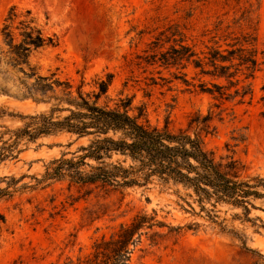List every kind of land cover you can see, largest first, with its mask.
<instances>
[{
    "label": "rangeland",
    "instance_id": "374dc122",
    "mask_svg": "<svg viewBox=\"0 0 264 264\" xmlns=\"http://www.w3.org/2000/svg\"><path fill=\"white\" fill-rule=\"evenodd\" d=\"M17 14L31 12L44 37L55 46L34 52L30 65L40 76L54 74L75 92H97L96 83L112 76L99 105L120 106L130 100L129 114L145 111L152 127L167 124L171 132L186 130L196 115H212L213 132L202 134L204 149L216 162L232 156L242 168V178H264V0H0V28L11 8ZM178 25L186 43L197 51L232 44L241 36L255 39L263 64L251 84L253 96L243 105L221 104L196 88L178 82L163 85L155 72L142 74L134 67L140 54L159 32ZM0 39V49H1ZM0 64V91L16 94L18 78ZM157 86H150L149 79ZM162 77L169 79L167 73ZM196 84V82H194ZM218 106V107H215ZM0 110L33 116L48 108L20 102L0 93ZM22 126L19 119H0V134ZM193 131H190L192 134ZM4 136L3 140H7ZM87 139L59 134L20 142L17 160L0 163V179L19 181L11 195L0 201V264H65L91 252L96 241L109 238L121 224L140 212L156 213L171 227L201 225L197 232L182 231L158 244L143 237L131 256V264H253L256 258L241 250L239 241L193 216L198 208L181 187L153 182L145 188L125 190L80 186L68 180L36 186L54 160L78 152ZM1 146V144H0ZM6 188V183H0ZM251 218L264 224V200L254 202ZM184 210H187L185 212ZM218 216L229 229L247 238L246 246L264 255V230L233 220L239 210L218 207ZM259 225V223H256ZM164 229L161 233L166 234Z\"/></svg>",
    "mask_w": 264,
    "mask_h": 264
},
{
    "label": "trees",
    "instance_id": "16d2710c",
    "mask_svg": "<svg viewBox=\"0 0 264 264\" xmlns=\"http://www.w3.org/2000/svg\"><path fill=\"white\" fill-rule=\"evenodd\" d=\"M0 39V64L21 75L16 94L6 89H1L0 93L48 108L33 116L0 110V119L9 117L22 122L20 128L0 134V163L17 160L22 141L34 144L41 138L59 134L74 136L77 141L87 139L88 144L71 158L65 159L67 155H63L52 161L42 178L34 179L35 187L62 180L114 191L145 188L153 182L181 187L199 209L196 213L188 204L193 216L236 238L241 250L256 258L253 264H264V255L246 246V236L229 229L218 216V207L239 210L240 214L233 215V220L250 224L256 233L264 230L261 220L250 217L251 212L257 210L254 202L264 200V178H242V168L232 156L216 162L204 149L202 134L214 131L210 113L194 116L186 130L174 133L167 124L162 129L150 126L141 108L137 109V116H131L130 100H121L120 106L112 109L99 105V100L107 94L111 75L96 83L97 92L92 94L83 93L81 87L73 92L68 82L54 74L38 75L30 65V56L55 46V42L43 36L29 10L17 14L16 9L11 8L0 28ZM262 64L251 36L236 38L224 48L213 46L197 51L186 43L178 25H170L135 56L134 67L142 74L155 72L163 85L178 82L186 88L198 89L199 93L221 104L243 105L253 96L251 84L247 82L254 79ZM164 72L169 79L162 77ZM149 81L150 86L158 85L153 77ZM4 136H8L5 141ZM4 182L6 188H0V201L11 195L9 189L19 181L0 179V183ZM200 228L198 223L171 227L158 221L154 211L151 214L140 212L129 223L119 225L109 238L96 241L88 255L65 264H131V256L143 237L148 236L156 245L166 236H178L185 230L197 232ZM164 229L166 234L161 233Z\"/></svg>",
    "mask_w": 264,
    "mask_h": 264
}]
</instances>
